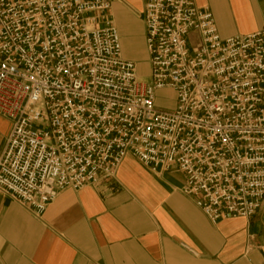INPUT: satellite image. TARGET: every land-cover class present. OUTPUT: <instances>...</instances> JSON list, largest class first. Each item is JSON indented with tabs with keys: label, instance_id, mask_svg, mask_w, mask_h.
Listing matches in <instances>:
<instances>
[{
	"label": "built area",
	"instance_id": "2783aa9c",
	"mask_svg": "<svg viewBox=\"0 0 264 264\" xmlns=\"http://www.w3.org/2000/svg\"><path fill=\"white\" fill-rule=\"evenodd\" d=\"M110 7L0 0V194L40 218L131 157L182 173L181 194L211 224L250 220L264 199V26L222 40L194 0H144L142 78ZM165 90L171 111L155 107Z\"/></svg>",
	"mask_w": 264,
	"mask_h": 264
},
{
	"label": "crops",
	"instance_id": "0c3cea01",
	"mask_svg": "<svg viewBox=\"0 0 264 264\" xmlns=\"http://www.w3.org/2000/svg\"><path fill=\"white\" fill-rule=\"evenodd\" d=\"M194 1L222 40L264 26V0ZM110 3L123 59L137 74L143 64L149 70L144 0ZM9 128L0 118V153ZM183 184L175 168L152 173L126 157L113 178L61 192L40 218L0 194V264H264V199L250 220L213 225L181 194Z\"/></svg>",
	"mask_w": 264,
	"mask_h": 264
},
{
	"label": "rangeland",
	"instance_id": "374dc122",
	"mask_svg": "<svg viewBox=\"0 0 264 264\" xmlns=\"http://www.w3.org/2000/svg\"><path fill=\"white\" fill-rule=\"evenodd\" d=\"M192 40H194V37H192ZM148 67L146 65H141L138 70L139 75H148ZM138 75V76H139ZM141 77V76H140ZM155 107L157 109L163 110V111H171L175 108V98L174 94L171 91H158L156 93V102Z\"/></svg>",
	"mask_w": 264,
	"mask_h": 264
}]
</instances>
